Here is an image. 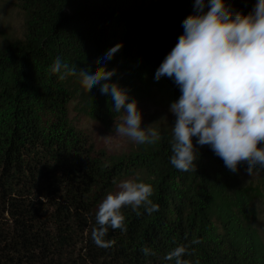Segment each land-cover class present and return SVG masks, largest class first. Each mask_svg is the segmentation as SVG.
I'll list each match as a JSON object with an SVG mask.
<instances>
[{"label":"trees","instance_id":"trees-1","mask_svg":"<svg viewBox=\"0 0 264 264\" xmlns=\"http://www.w3.org/2000/svg\"><path fill=\"white\" fill-rule=\"evenodd\" d=\"M16 1L23 33L0 45V264H175L164 257L181 244L194 249L183 257L188 264H264V244L237 224L233 177L209 146H197L196 171L171 165L172 134L165 131L125 162H109L74 130L67 82L78 81L76 92L96 118L111 112L110 95L51 72L57 57L94 70L122 43L107 61L116 69L112 82L135 94L148 87L171 104L179 87L155 73L183 34L194 0ZM256 2L226 0L245 15ZM127 170L153 186L159 209L140 208L138 216L126 206L127 230L109 228L112 246L97 247L91 233L98 204ZM193 239L201 242L191 245ZM144 247L154 255L145 256Z\"/></svg>","mask_w":264,"mask_h":264},{"label":"clouds","instance_id":"clouds-1","mask_svg":"<svg viewBox=\"0 0 264 264\" xmlns=\"http://www.w3.org/2000/svg\"><path fill=\"white\" fill-rule=\"evenodd\" d=\"M183 34L155 73L173 79L181 95L169 111L176 117L172 126L171 165L180 171H196L199 147L209 146L226 168L235 173L246 164L248 175L264 169V0H257L247 14L236 11L226 0H194L193 14L183 21ZM111 47L97 60L95 69H77L60 57L52 63L51 72L60 80L78 77L90 92L99 85L101 94L110 95L114 111L123 112L115 123L114 134L138 145H155L161 133L155 123L142 127L143 114L135 99L118 83L112 82L116 69L109 70L110 61L122 48ZM110 136V135H109ZM196 143H193V138ZM199 146V147H197ZM153 186L128 179L118 191L107 194L96 213L91 233L97 247L109 248V228L126 231L122 209L131 206L139 216L140 208L148 214L158 211L151 199ZM201 241L193 239L191 245ZM145 256L154 255L148 247ZM194 249L178 245L164 259L175 264H188L185 255Z\"/></svg>","mask_w":264,"mask_h":264},{"label":"rangeland","instance_id":"rangeland-1","mask_svg":"<svg viewBox=\"0 0 264 264\" xmlns=\"http://www.w3.org/2000/svg\"><path fill=\"white\" fill-rule=\"evenodd\" d=\"M24 16L19 9L16 0H0V45L10 39L20 37L23 33ZM71 89L69 95V117L72 120L74 130L86 141L88 148L97 156L115 163L120 160L125 162L129 154L135 153L139 147L135 142L126 137L114 134L115 123H120L123 112L114 111V101L111 112L104 118L92 116L91 103L85 100L84 93L76 92L78 81L71 79L67 82ZM143 87L135 94L129 93V99L138 102V108L142 111V127L154 124L162 132L172 134V126L176 117L169 111L170 105L166 98ZM110 135V136H109ZM247 166H239L235 173L229 170L233 177L235 192L240 195V200L235 202L234 209L237 215L238 226L249 227L255 232L258 239L264 244V169L254 170L253 175H248ZM132 179L136 180L135 173L127 170L119 177V180L101 198L100 203L107 194L118 191L121 182Z\"/></svg>","mask_w":264,"mask_h":264}]
</instances>
